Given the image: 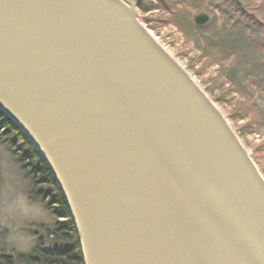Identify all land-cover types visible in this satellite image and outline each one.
<instances>
[{"label": "water", "instance_id": "water-1", "mask_svg": "<svg viewBox=\"0 0 264 264\" xmlns=\"http://www.w3.org/2000/svg\"><path fill=\"white\" fill-rule=\"evenodd\" d=\"M137 9L0 0V112L50 169L86 264H264V174Z\"/></svg>", "mask_w": 264, "mask_h": 264}, {"label": "trees", "instance_id": "trees-1", "mask_svg": "<svg viewBox=\"0 0 264 264\" xmlns=\"http://www.w3.org/2000/svg\"><path fill=\"white\" fill-rule=\"evenodd\" d=\"M135 1L142 8L145 4L141 2L145 3L147 0ZM159 1L161 7L170 17H168L169 22L178 26L185 33L187 32L194 40L200 53L204 54L201 56L206 60L204 63L206 66L212 64L211 60L212 62L220 60L221 84L229 83L230 86L226 95L230 96L236 93L245 98L247 74L252 75L254 79L264 85V46L258 34L261 28L249 13L248 0H211L214 3L218 1L219 4L215 7L211 22L203 28L194 26L188 19L190 13L186 12L187 9L191 12L201 10V8L208 9L199 5L200 0H193L195 7L186 6L185 0ZM148 3L153 4L151 1ZM169 3L172 4L169 5ZM150 8V6L146 7V10L150 11ZM230 57H236L238 62L231 61L230 64H224L223 58L228 60ZM250 95L249 92V96L246 98L248 102L245 101L238 108L241 110L238 117L252 116L245 127L248 129H251L254 124H257V127L264 126V112L256 102L250 101ZM0 127L6 129L4 132L0 131V140H3V143L8 141L9 144L15 146L18 137L22 135L14 123L10 119H5ZM26 143L30 146L28 140ZM29 150L34 154L36 161L43 162L42 157L34 148L30 147ZM23 159L21 160L27 162L28 170L29 167L35 166V163L30 162V156H25ZM42 168L39 173L37 170L31 171L33 168L28 173L24 168L27 174L24 173L31 181V194L41 202L49 199L54 204L52 213L55 222L52 225H45L43 238H39L31 249L27 251L12 249L11 254L0 253V264H86L76 226L65 199L44 162ZM262 172L264 174V170ZM59 218H63V220H59Z\"/></svg>", "mask_w": 264, "mask_h": 264}, {"label": "rangeland", "instance_id": "rangeland-1", "mask_svg": "<svg viewBox=\"0 0 264 264\" xmlns=\"http://www.w3.org/2000/svg\"><path fill=\"white\" fill-rule=\"evenodd\" d=\"M148 1L153 4L148 3ZM185 1L186 6L195 7L193 0ZM141 3L145 5L142 8L138 7V19L146 25L150 32L155 34L153 35L156 39L188 70L216 102L263 171L264 126L257 127V124H254L251 129L245 128L252 116L238 117L241 113L238 108L245 101L248 102L246 98L250 92V101L256 102L257 106L264 112V85L259 80L254 79L252 75L247 74L246 97L242 98L236 93L230 96L226 95L225 93L230 86L229 83L221 84L220 60L215 62L211 60L212 64L206 66L204 64L206 60L201 56L204 54L200 53V49L197 48L194 40L187 32L185 33L178 26L169 22V16L161 7L159 0H147L145 3L144 1ZM171 4L169 3V5ZM218 4V1L214 3L211 0H200L199 5L208 9L201 8V10H193V12L187 9L186 12L190 13L188 19L195 26L193 23L194 15L203 11L209 12L213 18L215 7ZM149 6L151 7L150 11L146 10V7L149 8ZM248 6L249 13L261 28L258 34L264 46V0H248ZM231 61L238 62L236 57H230L228 60L223 58L224 64H230ZM19 145L22 144L19 142L15 147L8 141L3 143V140H0V253L5 254H11L12 249L21 251L31 249L39 238H43L45 225H52L55 222L52 213L54 206L52 201L45 199L44 202H41L31 194V181L25 175L35 166L27 169V162L21 159L30 150L24 151L21 148L20 151ZM31 171L35 172V170ZM59 220H63V218H59Z\"/></svg>", "mask_w": 264, "mask_h": 264}, {"label": "flooded vegetation", "instance_id": "flooded-vegetation-1", "mask_svg": "<svg viewBox=\"0 0 264 264\" xmlns=\"http://www.w3.org/2000/svg\"><path fill=\"white\" fill-rule=\"evenodd\" d=\"M16 134V133H15ZM19 138V137H18ZM19 142L20 144H22L24 150H29L30 146L26 143V140L23 138V137H20L19 139ZM31 153L29 154V156L31 157V160L30 162L31 163H35V167H36V170L37 172L39 173L40 171H42V167H43V162L40 160V161H36L35 157H34V154L32 153V151H30Z\"/></svg>", "mask_w": 264, "mask_h": 264}, {"label": "bare ground", "instance_id": "bare-ground-1", "mask_svg": "<svg viewBox=\"0 0 264 264\" xmlns=\"http://www.w3.org/2000/svg\"><path fill=\"white\" fill-rule=\"evenodd\" d=\"M152 34H154L152 31H151ZM155 35V34H154Z\"/></svg>", "mask_w": 264, "mask_h": 264}]
</instances>
